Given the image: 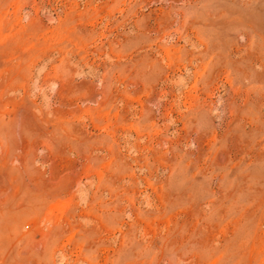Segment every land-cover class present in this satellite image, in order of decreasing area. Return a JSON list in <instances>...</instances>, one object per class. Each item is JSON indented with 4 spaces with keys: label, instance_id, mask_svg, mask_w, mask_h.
<instances>
[{
    "label": "rangeland",
    "instance_id": "1",
    "mask_svg": "<svg viewBox=\"0 0 264 264\" xmlns=\"http://www.w3.org/2000/svg\"><path fill=\"white\" fill-rule=\"evenodd\" d=\"M0 264H264V0H0Z\"/></svg>",
    "mask_w": 264,
    "mask_h": 264
}]
</instances>
